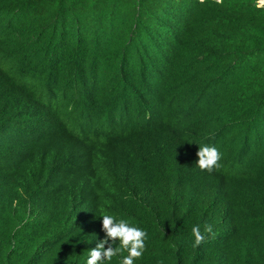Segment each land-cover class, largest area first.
<instances>
[{
	"label": "trees",
	"instance_id": "1",
	"mask_svg": "<svg viewBox=\"0 0 264 264\" xmlns=\"http://www.w3.org/2000/svg\"><path fill=\"white\" fill-rule=\"evenodd\" d=\"M104 214L134 264H264L258 0H0V264H87Z\"/></svg>",
	"mask_w": 264,
	"mask_h": 264
},
{
	"label": "clouds",
	"instance_id": "2",
	"mask_svg": "<svg viewBox=\"0 0 264 264\" xmlns=\"http://www.w3.org/2000/svg\"><path fill=\"white\" fill-rule=\"evenodd\" d=\"M259 2L264 5V0H259ZM196 155L198 157L196 165L202 171L206 170L211 173L222 167L220 163L222 155L215 146H200ZM102 231L105 233V237L98 240L96 246L89 250L87 264H105V261H111L122 250L127 251L128 255L123 257L120 264H134L136 259L142 257L146 249L145 241L148 238L145 230L131 225L127 220H117L113 215L104 214L102 216ZM191 231L194 237L193 247H199L204 243L207 239L206 234L215 235L213 226L207 223L204 225L203 231L199 225L193 226ZM117 240L119 247H113Z\"/></svg>",
	"mask_w": 264,
	"mask_h": 264
},
{
	"label": "rangeland",
	"instance_id": "3",
	"mask_svg": "<svg viewBox=\"0 0 264 264\" xmlns=\"http://www.w3.org/2000/svg\"><path fill=\"white\" fill-rule=\"evenodd\" d=\"M258 4L261 5V4L259 3V1H258Z\"/></svg>",
	"mask_w": 264,
	"mask_h": 264
},
{
	"label": "built area",
	"instance_id": "4",
	"mask_svg": "<svg viewBox=\"0 0 264 264\" xmlns=\"http://www.w3.org/2000/svg\"><path fill=\"white\" fill-rule=\"evenodd\" d=\"M259 1V0H258ZM260 3V2H259Z\"/></svg>",
	"mask_w": 264,
	"mask_h": 264
}]
</instances>
